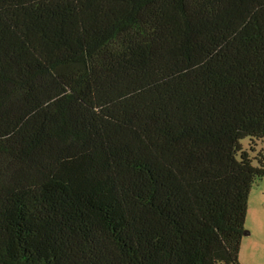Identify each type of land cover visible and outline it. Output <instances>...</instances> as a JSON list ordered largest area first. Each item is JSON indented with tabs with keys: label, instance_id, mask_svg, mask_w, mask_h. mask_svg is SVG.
Returning <instances> with one entry per match:
<instances>
[{
	"label": "trees",
	"instance_id": "16d2710c",
	"mask_svg": "<svg viewBox=\"0 0 264 264\" xmlns=\"http://www.w3.org/2000/svg\"><path fill=\"white\" fill-rule=\"evenodd\" d=\"M263 178L264 0H0V264H239Z\"/></svg>",
	"mask_w": 264,
	"mask_h": 264
},
{
	"label": "rangeland",
	"instance_id": "374dc122",
	"mask_svg": "<svg viewBox=\"0 0 264 264\" xmlns=\"http://www.w3.org/2000/svg\"><path fill=\"white\" fill-rule=\"evenodd\" d=\"M248 142V139H245L242 145L248 148ZM262 146L259 141L258 152ZM245 231L247 234L241 238L239 264H264V178L251 187L247 201Z\"/></svg>",
	"mask_w": 264,
	"mask_h": 264
},
{
	"label": "water",
	"instance_id": "95a60500",
	"mask_svg": "<svg viewBox=\"0 0 264 264\" xmlns=\"http://www.w3.org/2000/svg\"><path fill=\"white\" fill-rule=\"evenodd\" d=\"M247 233H244V235H246Z\"/></svg>",
	"mask_w": 264,
	"mask_h": 264
}]
</instances>
